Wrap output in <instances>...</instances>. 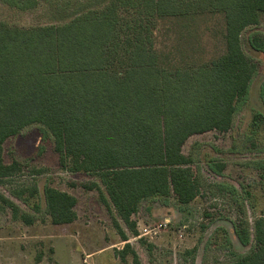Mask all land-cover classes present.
<instances>
[{
  "label": "trees",
  "instance_id": "obj_1",
  "mask_svg": "<svg viewBox=\"0 0 264 264\" xmlns=\"http://www.w3.org/2000/svg\"><path fill=\"white\" fill-rule=\"evenodd\" d=\"M1 1L20 10L40 3ZM71 5L77 13L64 23L20 26L0 20V183L23 171L20 161H5L6 140L40 125L53 137L62 169L97 178L70 184L98 191L117 215L114 227L126 241L118 218L138 235L133 216L144 201L174 198L188 206L201 194L200 170L183 147L192 135L232 128L257 73L242 34L261 23L264 0H76ZM206 14L224 17L225 53L172 66L155 47L160 20ZM209 167L222 174L225 164L210 161ZM218 188L238 192L225 183ZM28 190L31 196L38 191ZM11 192L29 201L24 189ZM42 192L53 224L78 218L74 194L50 185ZM0 203L15 220L36 221L1 191ZM233 231L242 245L254 244L246 254L230 251L232 260L224 264H264V213L253 228L238 219ZM130 250L127 243L122 257Z\"/></svg>",
  "mask_w": 264,
  "mask_h": 264
},
{
  "label": "rangeland",
  "instance_id": "obj_2",
  "mask_svg": "<svg viewBox=\"0 0 264 264\" xmlns=\"http://www.w3.org/2000/svg\"><path fill=\"white\" fill-rule=\"evenodd\" d=\"M74 2L40 0L36 8L20 10L0 0V20L20 26L64 23L77 13L71 5ZM225 32L220 14L168 18L158 24L155 47L172 66L200 63L225 53ZM255 41L262 46H255ZM242 47L256 62L257 73L249 95L239 102L232 128L192 135L183 147L184 153L195 160L193 167L200 170L201 194L188 206L174 198L144 201L133 216L138 235L117 217L129 237L127 241L114 227L116 214L106 208L98 191L70 184L97 178L62 169L53 137L43 127L31 125L8 138L4 143L5 161H20L23 171L0 183V191L35 215L36 221L27 226L13 218L10 208L0 206V264H58L52 261L54 256L59 264H84L82 256L90 253L89 264H136L132 250L140 264H224L232 260L230 251L248 253L254 242L242 245L233 226L243 218L253 228L255 218L264 213V16L259 25L243 32ZM258 114L260 118L255 120ZM210 161L225 164L222 174L210 169ZM218 183L234 185L238 192L220 191ZM45 185L77 197L75 222H51L42 192ZM34 186L38 191L31 196L28 189ZM14 189H24L23 196L29 201L15 197L11 192ZM36 206L42 211L38 213ZM145 226L156 229L157 234L140 236ZM127 243L131 250L123 262L120 252Z\"/></svg>",
  "mask_w": 264,
  "mask_h": 264
},
{
  "label": "crops",
  "instance_id": "obj_3",
  "mask_svg": "<svg viewBox=\"0 0 264 264\" xmlns=\"http://www.w3.org/2000/svg\"><path fill=\"white\" fill-rule=\"evenodd\" d=\"M70 193V192H69ZM72 194V193H71ZM16 197V196H15ZM18 198V197H17ZM19 199V198H18ZM12 200V199H11ZM21 200V199H20ZM152 199H149L148 201H151ZM13 201V200H12ZM147 201V200H146ZM15 202V201H14ZM16 203V202H15ZM16 204H18V203H16ZM0 206L1 207H3V205L0 203ZM20 206V205H19ZM7 208H9V207H7ZM21 209H22V207H20ZM23 210V209H22ZM77 220V219H76ZM75 220V221H76ZM74 221V222H75ZM73 223V222H72ZM33 224H35V223H33ZM32 224V225H33ZM69 224H71V223H69ZM27 225V224H26ZM55 225H57V224H55ZM27 226H31V225H27ZM123 240V239H122ZM124 241V240H123ZM127 241V240H126ZM53 248V247H52ZM106 248H107V246H106ZM53 250V249H52ZM123 251V250H122ZM122 251L120 252V258H121V260L124 262V261H126V256H125V258H123L122 257ZM137 254V253H136ZM54 255H55V251H54ZM91 255V253L90 254H86L85 256L83 255L82 256V260H83V263L84 264H89V262H88V257ZM54 258H55V256H54ZM54 258H52V261L53 262H56V263H58L59 264V262L58 261H56V258L54 259ZM133 258H134V262L136 263V264H140V261H139V256L137 255V262L135 261V257L133 256ZM115 260H118L117 258L115 259ZM116 262V261H115ZM112 263H113V261H112ZM118 263V262H117ZM97 264V263H96ZM104 264H105V262H104ZM109 264H111V262H109Z\"/></svg>",
  "mask_w": 264,
  "mask_h": 264
},
{
  "label": "built area",
  "instance_id": "obj_4",
  "mask_svg": "<svg viewBox=\"0 0 264 264\" xmlns=\"http://www.w3.org/2000/svg\"><path fill=\"white\" fill-rule=\"evenodd\" d=\"M153 234H157V231H156V229H154V228H151V227H149V226H145V227H143L142 229H141V235L140 236H142V235H145V236H152Z\"/></svg>",
  "mask_w": 264,
  "mask_h": 264
}]
</instances>
